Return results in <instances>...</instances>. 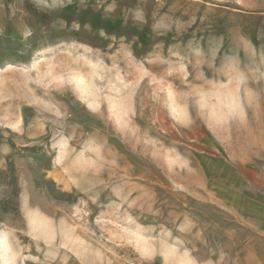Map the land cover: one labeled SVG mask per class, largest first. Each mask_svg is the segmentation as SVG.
Wrapping results in <instances>:
<instances>
[{
	"label": "rangeland",
	"instance_id": "1",
	"mask_svg": "<svg viewBox=\"0 0 264 264\" xmlns=\"http://www.w3.org/2000/svg\"><path fill=\"white\" fill-rule=\"evenodd\" d=\"M0 264H264V0H0Z\"/></svg>",
	"mask_w": 264,
	"mask_h": 264
},
{
	"label": "trees",
	"instance_id": "2",
	"mask_svg": "<svg viewBox=\"0 0 264 264\" xmlns=\"http://www.w3.org/2000/svg\"><path fill=\"white\" fill-rule=\"evenodd\" d=\"M71 8V6H66V7H64L63 8V11L64 12H66V11H68L69 9ZM27 10H29V12L31 13V14H34V16L35 17H38L39 15L41 16V18H42V21H48L50 18H49V16L47 15V14H45V13H37L36 14V11H34L33 9H32V7L30 6V5H28V3H27ZM64 12L63 13H61L62 15L64 14ZM74 12H76V10H73L72 12H69V13H72L73 15H74ZM76 14V13H75ZM92 15V16H94L95 17V20H93L94 21V23L93 24H90L91 26H90V31H89V33H92L95 37H96V39H98V40H100V39H103V37L102 36H100L99 35V33L97 34L96 32L102 27V28H104L105 29V32L106 33H108V34H117L118 36L119 35H121V34H123L122 32H120V30H118V29H116V28H120V27H118L119 25L118 24H120V21L119 22H114V23H110V22H106L102 17V12L100 13V12H97L96 13V11H93L91 8H86V9H84V11H81L80 12V15L81 16H84V18H85V16H87V15ZM70 15L71 14H68V18L67 19H70ZM77 15V14H76ZM72 16V15H71ZM75 17H77V16H75ZM120 20V19H119ZM100 22H101V24H100ZM84 23H82V25H83ZM251 24H254L255 25V21H252L251 20ZM247 25V24H246ZM245 33H247L248 35H249V38H251L252 39V41L255 43V44H257L258 43V40H257V38L255 37V28H252L251 27V25L248 27V26H246L245 27ZM81 32H83V33H86L87 31H83V29L82 28H80L78 31H71L70 33L72 34V35H74V36H76V38L77 39H79V40H81L82 38H80L78 35L81 33ZM91 35V34H90ZM88 39H86L85 38V40L86 41H88V42H90V40H93V39H90L89 37H87ZM139 38L141 39V41H143L142 40V36L141 35H139ZM103 41H106L105 39H103ZM144 43H146L145 41H143ZM94 45H97V44H94Z\"/></svg>",
	"mask_w": 264,
	"mask_h": 264
}]
</instances>
